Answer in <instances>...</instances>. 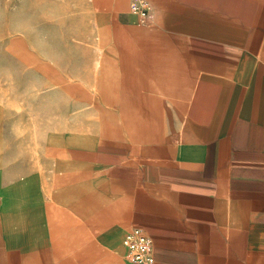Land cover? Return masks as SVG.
<instances>
[{"label":"crops","instance_id":"crops-1","mask_svg":"<svg viewBox=\"0 0 264 264\" xmlns=\"http://www.w3.org/2000/svg\"><path fill=\"white\" fill-rule=\"evenodd\" d=\"M87 1L45 171L3 175L0 264H129L133 227L155 264H264V0Z\"/></svg>","mask_w":264,"mask_h":264},{"label":"rangeland","instance_id":"rangeland-1","mask_svg":"<svg viewBox=\"0 0 264 264\" xmlns=\"http://www.w3.org/2000/svg\"><path fill=\"white\" fill-rule=\"evenodd\" d=\"M89 9L87 0H0V186L14 179L3 176L10 170L16 184L25 166L31 177L45 171L58 137V78L80 73L83 51L73 45L95 36Z\"/></svg>","mask_w":264,"mask_h":264},{"label":"built area","instance_id":"built-area-1","mask_svg":"<svg viewBox=\"0 0 264 264\" xmlns=\"http://www.w3.org/2000/svg\"><path fill=\"white\" fill-rule=\"evenodd\" d=\"M122 243L127 249L129 264H155L151 238L141 227L127 231Z\"/></svg>","mask_w":264,"mask_h":264}]
</instances>
